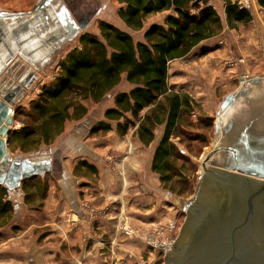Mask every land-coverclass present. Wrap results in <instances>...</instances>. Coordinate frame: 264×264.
Masks as SVG:
<instances>
[{
    "label": "crops",
    "instance_id": "0c3cea01",
    "mask_svg": "<svg viewBox=\"0 0 264 264\" xmlns=\"http://www.w3.org/2000/svg\"><path fill=\"white\" fill-rule=\"evenodd\" d=\"M234 1L210 0L212 4H218V9L214 7L222 17V28L186 56L169 64L170 67L174 64L172 70L169 68L170 89L182 94L187 92L203 112H210L209 107L215 103L214 88L217 85L209 88L208 80H202L205 72L201 64L207 61L219 64L223 60L225 51L218 45V39L246 42L244 36L254 31L253 25L257 34L264 33V8L257 0L254 2L257 1L262 10L252 21L229 26L225 7ZM89 11L85 8L83 14ZM203 49L205 53L199 54ZM196 54L201 55L199 63L189 67L200 74L189 75L186 80L187 77L182 80L170 77L176 69V60L192 58ZM235 71L229 76L231 81L238 83L234 90L240 87L241 78H248ZM129 88V84L123 82L118 90ZM230 93L232 91L223 97ZM113 95L108 94L100 103L82 100L88 107L87 115L78 121H66L64 132L48 145V156L30 157L43 160L50 169L23 180L19 194L13 193L10 205H6L4 198L6 188L0 184V264H109L113 259L125 260L129 254L147 257V262L154 264L160 249L146 246L143 236L158 222L167 225L171 220L168 203L172 193L161 186L159 174L151 168L163 126L156 128L155 139L149 145L140 141L135 127L120 135L115 123L107 133L89 135L90 126L104 117L107 107L114 106ZM73 124L77 127L69 129ZM46 148L47 145L32 146L27 152ZM114 154L117 158L109 161L107 157ZM118 155L125 157L118 159ZM83 160L95 166L97 171L92 172L79 164ZM39 179L48 184L44 195L43 189L35 185ZM125 217L138 228L136 235L127 236L120 230V222Z\"/></svg>",
    "mask_w": 264,
    "mask_h": 264
},
{
    "label": "water",
    "instance_id": "95a60500",
    "mask_svg": "<svg viewBox=\"0 0 264 264\" xmlns=\"http://www.w3.org/2000/svg\"><path fill=\"white\" fill-rule=\"evenodd\" d=\"M84 27L65 0H36L32 12L0 10V184L13 193L50 169L41 159L11 156L16 105L42 73L57 68V54ZM215 131L216 144L164 264H264V76L241 78L222 99Z\"/></svg>",
    "mask_w": 264,
    "mask_h": 264
},
{
    "label": "trees",
    "instance_id": "16d2710c",
    "mask_svg": "<svg viewBox=\"0 0 264 264\" xmlns=\"http://www.w3.org/2000/svg\"><path fill=\"white\" fill-rule=\"evenodd\" d=\"M118 1L122 3L119 17L133 30L144 29V40L136 41L128 31L105 20L99 22V34L81 33L80 45L60 61L55 78L42 87L29 108L18 107L15 117L24 113L23 127L9 134L8 145L23 152L32 146L51 145L64 132L67 120L78 121L87 115L82 100L100 103L114 93V106L107 107L104 117L90 126L89 135L107 133L115 123L120 135L135 127L140 141L149 145L156 128L163 126L151 168L159 174L162 187L175 193L176 183L180 189L187 184L185 164L177 161L189 159L180 154L173 138L183 139L190 125L185 120L198 104L189 94L170 89L169 64L216 35L222 28L221 17L209 0ZM257 1L264 8V0ZM163 11L170 13L162 23L145 28L149 15ZM225 13L230 27L253 19L249 9L236 3L228 2ZM203 53L205 49L199 52ZM123 82L129 84L128 90H118ZM79 164L97 171L85 160ZM35 185L44 195L46 180L39 179Z\"/></svg>",
    "mask_w": 264,
    "mask_h": 264
},
{
    "label": "rangeland",
    "instance_id": "374dc122",
    "mask_svg": "<svg viewBox=\"0 0 264 264\" xmlns=\"http://www.w3.org/2000/svg\"><path fill=\"white\" fill-rule=\"evenodd\" d=\"M36 0H0V10H33V6ZM257 2V1H256ZM254 2V0H235L231 3H236L240 7L249 9L253 16L257 14L258 11L262 10L259 8V5ZM209 3L212 4L209 0ZM67 11L69 15L72 17L70 8L68 4L65 2ZM89 10H93L90 15V18L85 22V28L81 29V33L89 32L99 34V22L101 20L108 21L119 28L127 30L133 36L136 41L144 40V29L141 30H133L126 26L124 21L119 17L118 10L122 3L117 0H90L89 2ZM228 4V3H227ZM213 6L217 8L218 4L213 3ZM101 7V8H100ZM100 8V9H99ZM218 9V8H217ZM218 11V10H217ZM170 13V11L158 12L156 14L149 15L145 21V28L148 27L152 23H162L165 17ZM220 14V13H219ZM221 17V15H220ZM80 26V23L72 17ZM222 21V17H221ZM253 24V23H252ZM246 25V24H245ZM259 25V24H257ZM223 26V25H222ZM254 31L249 32L247 36H244V39L247 38L246 42L243 41H232L229 42L226 38H219L217 43L223 48L225 51V56L223 60L218 64L215 62L210 63L204 62L205 64H201V67L204 68L205 76H202V80H208V87H214V84L217 85L214 88L216 90L214 104L210 108V112L201 111L202 108L198 104L197 107L193 109L191 114L186 118V122L189 126L185 127L186 134L181 140L180 138H173V142L175 143L177 149L179 150V145L181 143V148L185 151V153H181L183 156L187 157L188 161H183L182 159L178 160V164L184 163V174L187 179V184L184 186L185 188L179 187V184L176 183L174 188L175 193H172L171 202L169 205V217L171 220L165 225L164 223H157L155 228H153L150 232L146 231L143 236L144 243L152 248L151 244L148 243V235H151V238L158 243L167 244L166 246L170 247L172 242H175L177 237L180 234L181 226L184 223L187 213V200L190 199L192 194L196 189V185L200 179V174L203 170V163L206 161V157L211 155L214 146L217 141V135L215 131L216 124V114H217V106L221 105V101L224 98V94L234 90L236 85L238 84L236 80L231 81L232 79L229 77L232 74L233 70L237 74H240L243 77L250 78L251 76H264V33H256V28L251 26ZM250 28V27H249ZM262 28L264 30V24H262ZM230 38L231 36L228 35ZM79 38L80 36H74L72 43L63 51V53L57 54V68L50 69L44 73H42V79H37L35 86L21 99L20 105H16L20 108H29V104L33 101L39 94H41V89L44 85L51 82L55 76L60 72V61L66 56V54L72 50L74 47L79 46ZM197 55V56H196ZM195 57L189 58L187 57L184 60H176L174 73H171L170 77L172 79H180L182 78L188 79L189 75L195 76L200 73H197L196 70L190 68L192 64H196L198 62V57L201 55L196 54ZM174 62V61H173ZM199 63V62H198ZM187 66V68L192 69H184L183 67ZM190 66V67H189ZM174 67V64L169 66V68ZM169 68H168V77H169ZM190 73V74H189ZM199 78L197 77L196 80ZM201 80V84H203ZM204 81V82H205ZM182 87V86H181ZM179 87V88H181ZM173 90V89H172ZM179 92V91H178ZM180 93V92H179ZM187 93V92H186ZM191 97V96H190ZM192 98V97H191ZM194 100V99H193ZM195 101V100H194ZM16 114V112H15ZM24 114V113H23ZM21 113L16 121H19L22 124V119L25 118ZM16 116V115H15ZM211 122L209 125L208 123ZM77 127L75 124L71 125L69 129ZM200 136V137H199ZM199 137V138H198ZM179 144V145H178ZM45 146V145H42ZM49 147L46 149H37L31 152H23L20 149L19 151H15L8 147V150L11 153V156L14 158H30L36 156H48L47 154ZM125 156L118 155V159H123ZM117 155H110L107 159L115 160ZM111 165L115 166V163L111 162ZM162 186V184H161ZM180 193V194H179ZM125 223L134 229V234H123L127 236H134L139 232L138 228L134 227L132 223L128 220L127 217L120 222V225ZM121 229V228H120ZM160 252L156 256V261L154 264H164L165 257V249L160 248ZM147 258V257H145ZM143 256H135V254H129L126 258H124L127 264H138V262H145L146 264H150L147 262ZM148 259V258H147Z\"/></svg>",
    "mask_w": 264,
    "mask_h": 264
},
{
    "label": "built area",
    "instance_id": "2783aa9c",
    "mask_svg": "<svg viewBox=\"0 0 264 264\" xmlns=\"http://www.w3.org/2000/svg\"><path fill=\"white\" fill-rule=\"evenodd\" d=\"M21 127H22V124L19 121H16V120L14 121L13 125L11 126V128L14 129V130H16V131L19 130ZM181 146L182 145L180 144L179 145L180 152L181 153H185V151L181 148ZM4 198H5L6 201H12V199H13V192L6 188V192H5ZM120 228H121L120 230L122 232H124V233H126L128 235L135 233L134 229L131 228L129 225H126L125 223H122L120 225ZM148 237H149L148 238V243L151 244L153 247L159 246V247L165 249V254H166L167 251H169L171 249V246L168 247V246H166L167 244L164 245V244L158 243L157 241L153 240L151 238V235H148ZM113 242L114 241H112V243ZM109 264H127V262H125L123 260L113 259ZM138 264H146V263L145 262H142V263L141 262H138Z\"/></svg>",
    "mask_w": 264,
    "mask_h": 264
},
{
    "label": "flooded vegetation",
    "instance_id": "af4514ba",
    "mask_svg": "<svg viewBox=\"0 0 264 264\" xmlns=\"http://www.w3.org/2000/svg\"><path fill=\"white\" fill-rule=\"evenodd\" d=\"M70 8L72 17L77 19L80 24H84L90 18V13L96 11V9H91L86 15H84V9L89 7L90 0H65ZM78 7H82L79 9ZM85 28V27H84Z\"/></svg>",
    "mask_w": 264,
    "mask_h": 264
},
{
    "label": "bare ground",
    "instance_id": "6f19581e",
    "mask_svg": "<svg viewBox=\"0 0 264 264\" xmlns=\"http://www.w3.org/2000/svg\"><path fill=\"white\" fill-rule=\"evenodd\" d=\"M204 169V168H203Z\"/></svg>",
    "mask_w": 264,
    "mask_h": 264
}]
</instances>
